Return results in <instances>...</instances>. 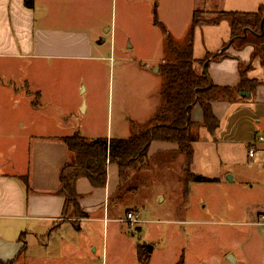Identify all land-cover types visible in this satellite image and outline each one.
<instances>
[{"label": "crops", "instance_id": "crops-1", "mask_svg": "<svg viewBox=\"0 0 264 264\" xmlns=\"http://www.w3.org/2000/svg\"><path fill=\"white\" fill-rule=\"evenodd\" d=\"M186 1L190 14L188 30L196 10L192 6L193 0ZM201 1L203 8L211 10L213 16L220 11L255 12L260 7L264 10V0ZM154 4L156 9V2L152 9ZM144 7L147 13L144 0H0V264L11 261L14 264H43L53 257L46 256L51 242L57 251L55 259L77 260L79 252L74 238L86 222L101 223L102 228L107 229L109 224H123L119 219L130 206L139 208L141 215L145 206L143 208L140 201L147 197L140 190L152 182L148 166L158 167L165 160L172 163L177 156H182L185 161L175 143L153 140L141 163L131 167L133 172L127 173L128 168L121 175L115 162L106 161L103 187H94L85 177H79L75 191L79 208L86 216L75 217L71 209L63 213L64 196L59 192V172L69 161L70 154L62 138L78 134L86 139H125L135 128L126 109L112 105V94L107 107L99 105L97 86L105 70L104 62L109 60L107 47L114 45L112 39L106 45V34L110 31L112 36L110 28L117 14L120 19L126 13L137 15L143 13ZM200 34L203 47L198 54L195 40ZM231 37L228 22L224 20L195 25L193 65L207 52L218 53ZM254 37L247 40L244 39L247 35L238 37L242 38V44H235L234 39L222 51L227 56L210 58L206 67L203 62L200 70L195 71L201 73L206 68L214 84L236 87L240 80L239 63L249 61L254 67L249 69L248 79L258 82L248 91L249 98L254 97L257 103L264 104V36ZM159 64H151L149 69H156ZM224 70L230 72L225 80L220 73H225ZM237 95L242 96L239 92ZM235 101V98L211 101L212 112L218 121L220 107H230ZM191 120L201 123L202 112L198 105L192 108ZM254 122L262 123L264 135V116ZM229 125L233 130L238 128L231 122ZM220 126L219 122L213 133L202 125L195 126L191 142L190 174L214 178V183L221 182V177L227 175L236 180L230 168L233 157L222 153V146L228 144L231 133H226L227 124L226 129ZM258 135L261 133L254 129L245 145V158L264 167V142L255 141ZM253 144L256 153L249 157L247 148ZM196 145L199 146L197 150ZM199 159L208 163L214 172L193 170ZM144 166L147 168L143 169ZM63 245L66 246L64 249ZM153 249L154 246L148 252L146 264ZM134 256L141 262L135 247ZM179 261L183 264L182 259Z\"/></svg>", "mask_w": 264, "mask_h": 264}, {"label": "rangeland", "instance_id": "rangeland-1", "mask_svg": "<svg viewBox=\"0 0 264 264\" xmlns=\"http://www.w3.org/2000/svg\"><path fill=\"white\" fill-rule=\"evenodd\" d=\"M144 1L147 13L144 7L143 13L137 15L126 13L120 19L117 14L110 28L112 36L110 31L106 34V45L111 39L114 45L107 47L109 60L104 62L105 70L97 86L100 91L97 97L99 105L107 107L112 94V105H117V109L125 108L135 128L145 127L153 108L159 104L161 76L156 74L159 73L158 67L151 68L154 73L149 65L161 64V60L169 55L164 44L166 33L153 25L152 4L156 2L157 19L176 44L181 45L186 41L190 20L186 0ZM192 6L200 13L212 12L203 8L201 0H193ZM201 15V19L210 21L220 19L215 15ZM220 20L227 22L224 18ZM244 39L255 37L248 32ZM202 42L200 34L195 40L198 54H201ZM236 43L242 44V38H235ZM212 54L215 52L202 55L194 69L200 70L204 59ZM246 63L250 64L246 66ZM253 67L249 61L239 63V70L244 68L247 78L249 69ZM224 71L220 73L225 80L230 72ZM233 98L237 101L231 103L230 107H220L219 122L223 129L227 124L226 133H231L228 144L222 146V153L234 159L230 168L234 171L236 180H232L235 181L229 182L224 176L219 183H190V164L187 165L182 156L174 158L172 163L165 160L158 167L144 166L143 169L151 172L152 182L140 190L147 197V200L142 198L140 201L143 208L145 206L140 216L146 222L141 224L138 232L132 233L120 223L109 224L107 229L102 228L101 223L86 222L78 237L74 238L79 252L77 260L55 259L57 251L51 242L46 256L53 257L43 264H143L136 261L134 247L136 256L140 249L142 258L146 259L148 251L140 246L147 244L154 246L148 264H179L180 259L183 264H264V167L245 158V145L251 139L253 130L263 134L262 123L256 124L254 121L264 116V104L257 103L254 97L243 99L236 93ZM116 116L119 117V114ZM229 122L238 127L237 130L228 126ZM198 147L196 145L195 150ZM194 169H204L205 172H200L209 174L214 172L202 159ZM129 171L133 172L131 168L127 173ZM168 171L171 174L167 176ZM127 208V211L139 210L134 206ZM65 247L63 245V249ZM229 253L234 257L233 262L227 258Z\"/></svg>", "mask_w": 264, "mask_h": 264}, {"label": "trees", "instance_id": "trees-1", "mask_svg": "<svg viewBox=\"0 0 264 264\" xmlns=\"http://www.w3.org/2000/svg\"><path fill=\"white\" fill-rule=\"evenodd\" d=\"M201 14L203 13L197 10L193 12L191 23L186 32V41L179 45L174 43L171 35L158 21L155 4L153 5V23L166 33L164 44L169 53L167 59L165 58L158 67L161 82L156 112L148 120L145 128H133L131 134L125 139H86L78 134L62 138L70 154L69 161L63 165L59 172V192L64 196V214L67 209H71L75 217L86 216L79 208V197L75 191V182L79 177H85L94 187H103L106 180V161L115 162L122 175L128 168L141 163L153 140L175 143L178 150L184 154L186 164H190L193 155L191 142L194 140L195 126L202 125L209 133H213L219 125L218 119L212 112L211 101L231 100L234 93L237 94L241 90L250 91L257 86L258 82L248 79L243 69L240 70V80L236 87L214 84L211 82L206 68L201 73L196 72L193 65L195 62L193 58V30L199 22L214 24L224 18L228 22L231 36L241 35L243 27L258 32L259 22L264 14L262 7L255 12L220 11L216 14V18L220 19L211 21L207 18L201 19L199 17ZM206 14L210 15V13ZM223 56L227 55L224 52H218L206 57L203 61L205 62L204 67H206L208 59H219ZM195 105L201 108L202 120L200 124L191 120V111ZM189 176L192 181L197 182H213L215 180L198 174ZM144 247L145 245L140 246V248ZM138 252L137 258L145 264L146 259L142 258L140 249ZM7 264H13V262Z\"/></svg>", "mask_w": 264, "mask_h": 264}, {"label": "built area", "instance_id": "built-area-1", "mask_svg": "<svg viewBox=\"0 0 264 264\" xmlns=\"http://www.w3.org/2000/svg\"><path fill=\"white\" fill-rule=\"evenodd\" d=\"M255 141L257 142H264V135H258L255 138ZM264 150V149H263ZM256 153V145H250L247 149V155L249 157L254 156ZM120 222H122L126 228L132 232L136 233L138 232L139 226L143 223V219L141 218L140 214L136 210H128L124 213L123 217L119 219Z\"/></svg>", "mask_w": 264, "mask_h": 264}, {"label": "water", "instance_id": "water-1", "mask_svg": "<svg viewBox=\"0 0 264 264\" xmlns=\"http://www.w3.org/2000/svg\"><path fill=\"white\" fill-rule=\"evenodd\" d=\"M263 24H264V14H263V16L261 17V19H260V22H259V31L258 32H255V31H252L250 28H248V27H243V29H242V34L241 35H237V36H232L230 39H229V41L225 44V45H223L221 48H220V50H219V52H222L223 50H225L229 45H230V43L236 38V37H245L246 35H247V33L249 32V33H252L253 35H255V36H258V37H260V36H264V29H263ZM204 65L205 64H203V67H204ZM203 71H205V68H203ZM239 95H242V96H244V97H246V98H249L250 97V93L248 92V91H246V90H241V91H239ZM226 179L228 180V181H231L232 179H231V175H227L226 176ZM145 248L148 250V252H151L152 251V245H145ZM227 258H228V260H230V261H234V257H233V255L231 254V253H229L228 255H227Z\"/></svg>", "mask_w": 264, "mask_h": 264}]
</instances>
